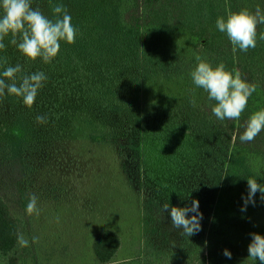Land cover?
Wrapping results in <instances>:
<instances>
[{"label":"rangeland","instance_id":"374dc122","mask_svg":"<svg viewBox=\"0 0 264 264\" xmlns=\"http://www.w3.org/2000/svg\"><path fill=\"white\" fill-rule=\"evenodd\" d=\"M54 1L32 0L31 6L55 20L50 6ZM236 1L237 12L264 10V0ZM59 3L71 16L77 36L88 38L85 58L70 59L59 53L50 63L42 58L33 61L11 44L10 34L3 40L5 49L0 50V78L16 64L22 65L17 83L20 77L36 72L47 77L31 108L20 97L9 99L7 90L0 97V195L16 218L30 219L23 236L36 251L19 264H98L93 242L107 229L121 239L111 264H183L192 250L204 247V239L219 218L233 212L239 186L218 183L215 176L210 180L199 177L187 163L171 166L166 145L158 142L164 138H156L164 130L155 123L164 122L163 127L175 117L180 119L184 102L193 94L196 104L202 101L205 91L194 85L190 73L197 66V56L215 67L212 58L216 54L198 53L196 40L188 34L153 33L163 54L142 80L137 40L124 38L117 14L129 0ZM103 10L108 12L104 20L108 32H114V47L110 41L100 42ZM233 48L224 55L234 61L242 79L257 85L250 111L264 109V40L257 36L256 47L247 52ZM37 116L46 122L38 123ZM141 130L148 132L143 138L149 153L145 148L141 152L130 149ZM92 135L110 139L94 143ZM22 139L34 146L26 150L6 146ZM242 189L248 191V185ZM31 194L38 197V216L26 213ZM193 199L199 201L203 213L202 230L187 237L172 227L168 213L161 215L159 210L164 203L184 207ZM33 236L39 237L37 243L32 242ZM0 264L7 262L0 259Z\"/></svg>","mask_w":264,"mask_h":264},{"label":"trees","instance_id":"16d2710c","mask_svg":"<svg viewBox=\"0 0 264 264\" xmlns=\"http://www.w3.org/2000/svg\"><path fill=\"white\" fill-rule=\"evenodd\" d=\"M62 1V0H61ZM77 4L83 0H75ZM216 0H129V3L121 12H118L120 28L124 38L134 37L138 46L139 75L143 80L148 77L151 66H154L162 57L163 48L153 38V33L166 32L170 34L183 33L192 36L196 40L198 53H215L212 58L214 65L223 62L226 70L235 74L236 67L232 60H228V53L232 51V44L226 33L220 32L216 27L218 17L227 18L230 13L237 12L236 0H220L217 6ZM60 4L55 0L51 6L54 8ZM78 7V6H77ZM256 8L251 10L255 12ZM264 13V10L261 9ZM108 12L103 10L102 21L99 23L98 34L102 44L111 42L114 47V32H108ZM264 33V24L257 25V36ZM121 38L120 34L117 36ZM137 37V39H136ZM77 43H83L79 48ZM88 38L84 35L76 36L75 43L60 46L59 53H66L65 57L72 59L85 58L89 51ZM58 53V54H59ZM100 53V52H99ZM226 54V55H224ZM93 55V54H92ZM257 90V89H256ZM254 94V93H253ZM13 95L8 94V98ZM252 96V95H251ZM251 98V97H250ZM239 119L218 120L212 113L214 100L208 99V93L200 103L193 106L190 101L184 102L181 118L175 117L172 122H156L157 128L164 130L156 138L160 145H166L168 162L171 166L179 163L191 165L199 177L206 180L215 176V181H223L224 185L239 186L234 194L236 207L233 212H226L210 229L204 239V247L192 250L183 264H260L258 260L248 257V245L251 243V233L264 236V201L255 196V205L249 203L245 211L244 197L248 191L242 189L247 184L248 178H255L257 183L264 184V131L251 142H241L239 137L245 131L246 123L253 114L250 111V100ZM173 123V124H168ZM168 129L169 134L165 132ZM32 129H29L31 131ZM147 130H141L140 138L130 142V149L141 152L145 148L150 152L143 136H147ZM110 136H91V141L108 142ZM138 139L140 142H138ZM134 143H137L134 145ZM7 147H15L26 150L34 146L29 139L17 140L8 143ZM119 147H122L121 144ZM257 165V166H256ZM256 168V169H255ZM234 180V184H232ZM16 218L13 211L0 195V259L7 264H19L36 254L32 246L20 247L17 236L23 235L30 225V219ZM121 248V239L118 234L110 229L101 231L93 242V251L98 264H111L115 262L116 255ZM227 249L232 258L223 255Z\"/></svg>","mask_w":264,"mask_h":264},{"label":"clouds","instance_id":"9594fccd","mask_svg":"<svg viewBox=\"0 0 264 264\" xmlns=\"http://www.w3.org/2000/svg\"><path fill=\"white\" fill-rule=\"evenodd\" d=\"M32 0H0V50L5 49L3 40L11 35V44L28 59L42 58L44 63H50L60 51V42L75 43L77 28L72 25V18L64 5H56L52 11L56 19L46 17L39 8H33ZM264 24V13L259 7L255 12L242 9L239 12L230 13L227 18L218 17L216 27L220 32L226 33L233 51L237 48L247 52L255 48L257 43V25ZM260 40H264V33L260 34ZM197 66L190 75L194 85L208 93V99L216 103L212 107V113L218 120L239 119L247 107L248 99L256 91L257 85L248 83L241 77L239 71L226 70L223 62L213 67L200 56L196 57ZM22 71V65L7 67L0 78V97L5 95V90L10 95L22 98L23 104L29 108L35 103L38 90L44 86L47 80L43 72L24 75L19 78L17 74ZM4 78H7V82ZM190 103L195 106L196 100L193 94ZM38 123H45L46 118L37 116ZM264 131V109L254 112L246 123L245 131L240 135L241 142H251ZM248 195L244 197L245 211L249 203L255 205V195L259 191L261 200L264 201V184L257 183L255 178L247 179ZM38 197L35 194L29 196L26 206L28 215H39L37 207ZM160 214L168 213L171 225L180 230V234L191 237L202 230L201 220L203 213L199 211V201L193 199L190 205L184 207L170 206L164 203L159 210ZM192 213L191 216L188 214ZM58 222V218H57ZM251 243L248 245V257L264 264V236L251 233ZM39 237L33 236L32 242L37 243ZM20 247H28L29 241L22 234L17 236ZM223 255L232 258L229 250L225 249Z\"/></svg>","mask_w":264,"mask_h":264},{"label":"crops","instance_id":"0c3cea01","mask_svg":"<svg viewBox=\"0 0 264 264\" xmlns=\"http://www.w3.org/2000/svg\"><path fill=\"white\" fill-rule=\"evenodd\" d=\"M114 263V262H113Z\"/></svg>","mask_w":264,"mask_h":264}]
</instances>
